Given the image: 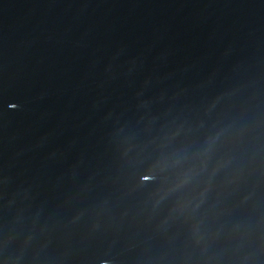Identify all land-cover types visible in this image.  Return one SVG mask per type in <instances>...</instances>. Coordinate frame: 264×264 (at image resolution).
Returning <instances> with one entry per match:
<instances>
[{
	"label": "water",
	"instance_id": "water-1",
	"mask_svg": "<svg viewBox=\"0 0 264 264\" xmlns=\"http://www.w3.org/2000/svg\"><path fill=\"white\" fill-rule=\"evenodd\" d=\"M0 264H264V0H0Z\"/></svg>",
	"mask_w": 264,
	"mask_h": 264
}]
</instances>
